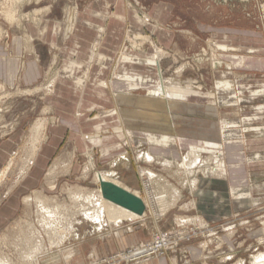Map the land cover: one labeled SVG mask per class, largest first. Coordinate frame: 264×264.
<instances>
[{
  "label": "rangeland",
  "instance_id": "obj_1",
  "mask_svg": "<svg viewBox=\"0 0 264 264\" xmlns=\"http://www.w3.org/2000/svg\"><path fill=\"white\" fill-rule=\"evenodd\" d=\"M13 2L0 0V35L54 16L67 42L36 87L0 82V255L14 264L264 263V0ZM84 19L87 50L75 35ZM164 78L187 91H168V103L150 96ZM165 133L169 145L151 140ZM189 152L200 162L186 171L178 164ZM101 181L141 198L144 211L102 232L80 213L76 234L23 261L19 243L30 226L41 230L35 197L72 207L71 192L103 195ZM163 237L152 254L131 256Z\"/></svg>",
  "mask_w": 264,
  "mask_h": 264
},
{
  "label": "bare ground",
  "instance_id": "obj_2",
  "mask_svg": "<svg viewBox=\"0 0 264 264\" xmlns=\"http://www.w3.org/2000/svg\"><path fill=\"white\" fill-rule=\"evenodd\" d=\"M13 1H14L13 3L15 4V0H13ZM11 5H13V4H11ZM13 6L15 7V5H13ZM14 12H15V10L13 11V9H10V11L9 10L6 11V17L11 20L13 18ZM160 86H161L160 89L157 87L156 90H151L149 94L155 95V96L157 95L158 97H162L164 101H168V100L171 101V99H173L172 95L170 93H168V91L176 93L177 95L182 94V91H184V89L187 91V89H186L187 87L184 84L178 82V80H168V79L164 78V79H162ZM161 90H163L164 92H162ZM185 94H186V92H185ZM42 127H43V123H38V124L35 123L34 124V131H38ZM32 129H33V127H32ZM41 135H42V133H41ZM34 139H35V141H37L38 137H34ZM35 152H36V144L34 142L33 148L30 152L31 156H34ZM190 152L187 155L186 160H184L181 164H178L179 165L178 167H183V168H185L186 171H191L192 166L196 165L200 162V160H199L200 156L198 154L192 155V153H190ZM146 157L148 158V160L153 159L152 155L148 152L146 153ZM31 158H33V157H31ZM198 160H199V162H198ZM164 163L167 166H171L173 164L169 159H166V161H164ZM193 168H194V166H193ZM26 169L28 170V168H22L23 171H25ZM100 173L104 174V178H105V176H109V173L106 171H101ZM147 174L149 177H153V175H154V173L150 170L147 171ZM193 176H195V175H193ZM22 178H23V176H22ZM52 180H53V178H52ZM15 185H17V184H15ZM168 187H170V186H168ZM172 188H173V186H172ZM174 189L176 190V188H174ZM84 192L82 190H80V191L78 190L77 192H71L70 196H71V200L73 203L72 207L62 205L63 202H62V204L53 205L46 198L41 199L38 196L35 197L34 201L38 202V205H37L38 210H39L38 222H39L41 230H39L36 227L27 226V227H29V230L27 233L25 232L26 235H25L24 239H22L23 240L22 243H19V247H20L19 252L21 253V257H22L21 259H23V261L27 262L29 260L30 261L31 260H33V261L39 260V256L41 254H43V252H45L47 249L52 248L53 246H60L67 237H70V235L75 233V230H76L75 225H78L80 223V221L78 219H76V216L80 213H81V215H83L85 217L84 219H86L88 222H90L92 224L95 231H97V232H100V231L102 232V230L105 226H109L112 223H114L116 226L117 225L119 226L120 223L124 219H128L129 216H134L133 214L136 213L134 211L126 209V208L106 199L99 192H94V193L87 192L89 195L85 194ZM175 192L177 193V191H175ZM175 194L173 197H175ZM177 194H180V192ZM161 198H163V197H161ZM71 200H70V202H71ZM25 201L27 204L31 203L30 197H26ZM80 239H81V237H80ZM16 249H17V247H16ZM73 252L74 251L68 253V255L66 256L67 259L73 258ZM256 255H254V256H256ZM257 258H259V259L264 258L263 251H262V254H260L259 256H256V259ZM57 259H59V258L57 257ZM10 260L11 259L7 258V256H5V257L1 256L0 257V264H14ZM257 261L260 262L259 264H264V263H262L263 260H261V261L257 260ZM253 262H254V259H253ZM36 263H37V261H36ZM252 264H255V263H252Z\"/></svg>",
  "mask_w": 264,
  "mask_h": 264
},
{
  "label": "crops",
  "instance_id": "obj_3",
  "mask_svg": "<svg viewBox=\"0 0 264 264\" xmlns=\"http://www.w3.org/2000/svg\"><path fill=\"white\" fill-rule=\"evenodd\" d=\"M87 24V19H84L76 27L75 32L76 42L81 39V41L79 40L82 45L81 49L86 48V50L90 41L87 39L93 37L92 27ZM63 25V21L53 16L52 18H33L32 20L20 21L15 25L5 26L4 35H0V82L8 88L23 89H31L42 83L49 73L48 70H52L49 69V64H53L55 59H60L62 50H65L67 41L63 36ZM72 45L73 42H71ZM68 46L70 49V45ZM80 58L86 59L87 56ZM103 84L106 85L107 83L104 81ZM166 103L159 105H163L166 109ZM175 104L177 105L174 101L176 107ZM157 105L158 102L155 106L158 107ZM174 106L173 108H175ZM147 119L158 121L156 116H149ZM161 135L159 138L151 137V140L164 146L169 145L172 138L166 133ZM194 148L197 150L196 147ZM158 262L154 260L149 264H157Z\"/></svg>",
  "mask_w": 264,
  "mask_h": 264
},
{
  "label": "water",
  "instance_id": "obj_4",
  "mask_svg": "<svg viewBox=\"0 0 264 264\" xmlns=\"http://www.w3.org/2000/svg\"><path fill=\"white\" fill-rule=\"evenodd\" d=\"M101 189L103 196L106 199L126 209L140 214L145 209L144 203L141 198L115 185L114 183L101 181Z\"/></svg>",
  "mask_w": 264,
  "mask_h": 264
},
{
  "label": "built area",
  "instance_id": "obj_5",
  "mask_svg": "<svg viewBox=\"0 0 264 264\" xmlns=\"http://www.w3.org/2000/svg\"><path fill=\"white\" fill-rule=\"evenodd\" d=\"M166 243H167V241H166V239L164 237L162 239L157 238L155 240L154 244L143 246V247L137 249L134 253H132L131 256L133 258H137V257L143 256V255H146V254L150 255L153 252L157 251L159 248L163 247V245L166 244Z\"/></svg>",
  "mask_w": 264,
  "mask_h": 264
}]
</instances>
